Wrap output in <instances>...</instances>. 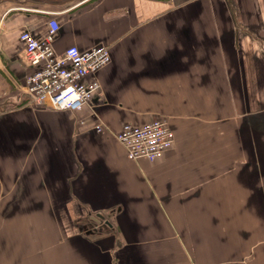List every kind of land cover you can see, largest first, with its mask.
Wrapping results in <instances>:
<instances>
[{
    "label": "crops",
    "instance_id": "1",
    "mask_svg": "<svg viewBox=\"0 0 264 264\" xmlns=\"http://www.w3.org/2000/svg\"><path fill=\"white\" fill-rule=\"evenodd\" d=\"M51 18L59 53L110 47L79 110L20 103L33 70L20 34L44 37ZM160 117L174 146L130 158L116 133ZM0 264H264V0L8 4Z\"/></svg>",
    "mask_w": 264,
    "mask_h": 264
},
{
    "label": "built area",
    "instance_id": "2",
    "mask_svg": "<svg viewBox=\"0 0 264 264\" xmlns=\"http://www.w3.org/2000/svg\"><path fill=\"white\" fill-rule=\"evenodd\" d=\"M58 29V21L51 18L44 37H37L29 30L21 32L25 55L33 70L24 79L25 91L20 103L75 111L89 104L100 91L96 74L111 61L110 47L96 45L80 49L70 45L59 53L53 45ZM96 130L102 132L104 125L97 124ZM116 137L132 159H159L175 142V133L165 117L142 125L126 122Z\"/></svg>",
    "mask_w": 264,
    "mask_h": 264
},
{
    "label": "water",
    "instance_id": "3",
    "mask_svg": "<svg viewBox=\"0 0 264 264\" xmlns=\"http://www.w3.org/2000/svg\"><path fill=\"white\" fill-rule=\"evenodd\" d=\"M74 0H0V5L5 2H14L19 4H49V5H55V4H64L67 2H71ZM98 216L102 217V215L99 213Z\"/></svg>",
    "mask_w": 264,
    "mask_h": 264
},
{
    "label": "rangeland",
    "instance_id": "4",
    "mask_svg": "<svg viewBox=\"0 0 264 264\" xmlns=\"http://www.w3.org/2000/svg\"><path fill=\"white\" fill-rule=\"evenodd\" d=\"M8 4H14V5H17V6H22V4H19V3H14V2H5V3H2L0 5V13L4 11V9L8 6ZM100 225H96L94 224L89 218H81L79 220V223L78 225L81 226L82 228H93L95 230L96 229H100L101 225H102V222L99 223Z\"/></svg>",
    "mask_w": 264,
    "mask_h": 264
},
{
    "label": "trees",
    "instance_id": "5",
    "mask_svg": "<svg viewBox=\"0 0 264 264\" xmlns=\"http://www.w3.org/2000/svg\"><path fill=\"white\" fill-rule=\"evenodd\" d=\"M94 223V222H93ZM94 224H98V225H100L99 223H94ZM101 228L100 229H96L95 228V230L93 229V228H87V230H88V232L89 233H93V234H101V233H105V232H107V231H109V229H110V227H109V225H108V223L107 222H102V225L100 226Z\"/></svg>",
    "mask_w": 264,
    "mask_h": 264
}]
</instances>
